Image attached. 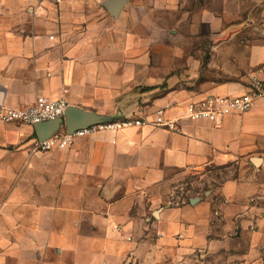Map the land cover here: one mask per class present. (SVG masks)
I'll return each mask as SVG.
<instances>
[{"label": "crops", "instance_id": "crops-1", "mask_svg": "<svg viewBox=\"0 0 264 264\" xmlns=\"http://www.w3.org/2000/svg\"><path fill=\"white\" fill-rule=\"evenodd\" d=\"M108 1L0 0V107L66 98L113 121L152 120L171 103L176 127L41 153L34 127L0 120V264H264V99L217 125L183 119L191 101L264 80V38L222 49L216 79L186 92L174 33L167 44L150 13H128L127 0L115 17ZM225 166L217 194L177 204L166 192L178 173Z\"/></svg>", "mask_w": 264, "mask_h": 264}, {"label": "rangeland", "instance_id": "rangeland-1", "mask_svg": "<svg viewBox=\"0 0 264 264\" xmlns=\"http://www.w3.org/2000/svg\"><path fill=\"white\" fill-rule=\"evenodd\" d=\"M129 12L150 13L148 23L154 22L166 33L165 43L172 44V33L174 41L179 40L182 67L175 73L179 78L175 87L186 92L199 91L203 84L216 79L221 70L222 49L248 44L255 35L264 38V0H129ZM189 56L197 59L196 68L188 67ZM229 168L178 173L166 192L171 190L177 204L217 194L233 176Z\"/></svg>", "mask_w": 264, "mask_h": 264}, {"label": "built area", "instance_id": "built-area-1", "mask_svg": "<svg viewBox=\"0 0 264 264\" xmlns=\"http://www.w3.org/2000/svg\"><path fill=\"white\" fill-rule=\"evenodd\" d=\"M68 0H39L40 5L46 3L60 6ZM264 99V80H253L247 90L235 97L211 96L202 100L191 101L185 106L183 119L190 122H210L219 124L227 117L239 116L250 111L257 101ZM69 107L66 98L58 101L39 100L25 109H5L0 107V120L5 124L16 123L34 127L35 125L63 119ZM177 105L166 104L159 108L152 120L148 118L116 119L88 129H83L69 135L58 133L51 139L41 142L37 140L36 150L48 153L59 148L70 147L76 139L104 132H120L132 128L146 126L174 129L178 119L171 120L167 115L177 108Z\"/></svg>", "mask_w": 264, "mask_h": 264}, {"label": "water", "instance_id": "water-1", "mask_svg": "<svg viewBox=\"0 0 264 264\" xmlns=\"http://www.w3.org/2000/svg\"><path fill=\"white\" fill-rule=\"evenodd\" d=\"M127 0H112L104 4L106 9L115 17L123 9ZM109 122L108 120L89 112L68 107L64 119L46 122L43 124L35 125L34 128L38 134L41 142L51 139L61 129L62 125L66 126V131L69 135L83 129H88L92 126H97Z\"/></svg>", "mask_w": 264, "mask_h": 264}]
</instances>
